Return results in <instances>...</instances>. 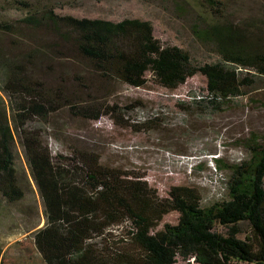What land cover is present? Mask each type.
Masks as SVG:
<instances>
[{"label":"trees","instance_id":"1","mask_svg":"<svg viewBox=\"0 0 264 264\" xmlns=\"http://www.w3.org/2000/svg\"><path fill=\"white\" fill-rule=\"evenodd\" d=\"M201 2L219 17L221 0ZM19 4L31 12L30 5ZM39 19L29 15L22 23L34 27L45 19L52 29H63V39L102 77L142 87L149 72L157 85L174 90L202 75L206 94L191 100L200 111L220 110L264 78V32L259 27L247 32L226 21L208 23L196 37L213 46L219 59L196 64L187 51L154 38L148 21L79 19L58 16L54 8ZM0 73L15 129L55 110L47 93L20 76L19 67L0 60ZM71 108L87 119L101 116L89 107ZM18 135L43 205L45 223L33 233V242L45 264H264V136L248 147V159L226 166L227 199L202 206L193 187L172 186L161 197L140 176L102 165L95 153L74 150L53 156L39 135ZM14 142L8 120L0 115V197L9 203L24 197ZM170 212L178 214L176 223L158 228ZM242 222L247 230L241 238ZM1 259L0 244V264Z\"/></svg>","mask_w":264,"mask_h":264},{"label":"rangeland","instance_id":"2","mask_svg":"<svg viewBox=\"0 0 264 264\" xmlns=\"http://www.w3.org/2000/svg\"><path fill=\"white\" fill-rule=\"evenodd\" d=\"M20 1L31 6L30 13ZM221 1L222 10L215 17L201 0H0L1 62L19 67L20 76L25 74L31 87L47 93L55 108L15 129L8 98L0 89V115L13 130L17 175L24 191L18 202L0 197L1 264H45L33 242V233L45 223L43 205L25 161L20 131L39 135L53 156L74 150L95 153L102 165L140 176L161 197L172 186L193 187L202 206L227 199L226 166L248 159V147L264 136V78H257L252 89L220 110L200 111L191 100L206 94L202 75L168 90L147 72V83L132 87L102 77L70 40L63 39V29H52L45 19L34 27L22 20L29 15L40 20L54 8L58 16L79 19L148 21L154 38L182 48L194 63L203 64L219 59L213 46L196 37L208 23L226 21L247 32L254 27L264 32V0ZM2 79L0 73L1 87ZM72 106L98 110L101 116L87 119L75 114ZM177 218L176 212L166 214L158 228L175 224ZM239 228L242 238L247 224L242 222Z\"/></svg>","mask_w":264,"mask_h":264},{"label":"built area","instance_id":"3","mask_svg":"<svg viewBox=\"0 0 264 264\" xmlns=\"http://www.w3.org/2000/svg\"><path fill=\"white\" fill-rule=\"evenodd\" d=\"M200 97V96H199ZM198 96H196V98H199Z\"/></svg>","mask_w":264,"mask_h":264}]
</instances>
